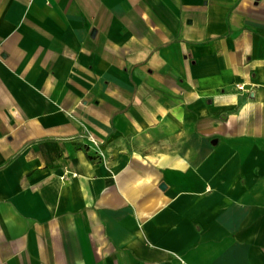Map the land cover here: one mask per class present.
Segmentation results:
<instances>
[{"label": "crops", "instance_id": "0c3cea01", "mask_svg": "<svg viewBox=\"0 0 264 264\" xmlns=\"http://www.w3.org/2000/svg\"><path fill=\"white\" fill-rule=\"evenodd\" d=\"M0 264H264V0H0Z\"/></svg>", "mask_w": 264, "mask_h": 264}, {"label": "built area", "instance_id": "2783aa9c", "mask_svg": "<svg viewBox=\"0 0 264 264\" xmlns=\"http://www.w3.org/2000/svg\"><path fill=\"white\" fill-rule=\"evenodd\" d=\"M240 87H243V86H240Z\"/></svg>", "mask_w": 264, "mask_h": 264}]
</instances>
